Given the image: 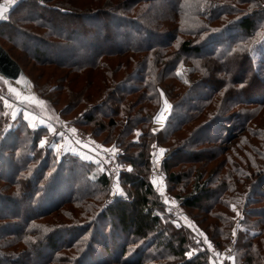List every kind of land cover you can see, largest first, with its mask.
Wrapping results in <instances>:
<instances>
[{
  "label": "trees",
  "instance_id": "trees-1",
  "mask_svg": "<svg viewBox=\"0 0 264 264\" xmlns=\"http://www.w3.org/2000/svg\"><path fill=\"white\" fill-rule=\"evenodd\" d=\"M206 1L19 0L0 24V44L5 39L35 65L54 70L32 77L14 58L38 96L53 107L65 105L63 116L83 111L78 127L96 137L108 133L100 143L117 142L123 148L118 162L131 166L119 175L126 194L96 209L110 188L96 162L42 149L45 128L1 130L0 107V264H208L206 252L187 257L181 232L167 225L174 233L168 236L161 226L164 204L142 179L153 142L166 148L165 188L172 195L181 184L190 189L174 197L181 208L202 207L200 219H214L203 232L219 249L232 220L217 208L227 212L240 194L238 163L253 171L245 180L261 169L236 199L244 231L236 234L232 255L234 264H264V168L247 166L248 154L234 157L236 146L217 147L242 132L250 136L247 127L264 126V0ZM243 5L248 9L240 13ZM180 65L181 75L173 73ZM166 82L171 91L183 90L173 100L163 87L171 114L157 134L145 130L144 142H134L158 109L156 87ZM179 102L182 113L174 111ZM238 107L240 113L229 114ZM160 110L155 128L168 111ZM260 136L264 130L254 135ZM257 148L251 145L250 153Z\"/></svg>",
  "mask_w": 264,
  "mask_h": 264
},
{
  "label": "rangeland",
  "instance_id": "rangeland-1",
  "mask_svg": "<svg viewBox=\"0 0 264 264\" xmlns=\"http://www.w3.org/2000/svg\"><path fill=\"white\" fill-rule=\"evenodd\" d=\"M0 1H2V0H0ZM206 2H208V1H206ZM208 3H213V0H209ZM208 6H209V4L205 5V7H208ZM242 9H248V7L246 5L240 6L238 8V11H240V13H241ZM257 11H259V10H257ZM258 13H260V12H258ZM236 17H237V15L235 14L233 17H228L226 20L229 19L227 21V22H229V21L236 19ZM261 17H263V16H261ZM205 20H207V19L204 18L202 22L205 23ZM212 26H213V29H217L214 26H218V23H216ZM212 31H214V30H209L208 32H204V34L202 36H200L199 39H201V40L205 39L210 34V32H212ZM260 31L261 30H259L256 33V35L254 36L252 41L253 40H255L254 42L257 41V39L261 35ZM190 35L193 38L192 41L196 42V35L194 33L193 34L190 33ZM182 37L188 38L187 36H184V35H182ZM1 43H2L1 46L4 49H6V51L9 50L11 52V54L13 55V57H11V56L10 57L13 59L14 58L17 59L18 62L21 63V66L23 67L25 73L30 74L32 77H36V78L38 77L40 79L42 77L44 79L43 72H44V74L48 73V72H51V73L54 72V70H51L50 68L42 67V66L40 67L38 65H35L24 54H22L19 50L13 49L11 47V44L8 43V41H6L5 39L1 40ZM194 44H197V43H194ZM113 61H118V60H117V58H114ZM181 67L182 66L180 65L173 73L181 75V72H183L181 70L183 68H185V67H182V68ZM196 78H198V76H195V79L192 78V81L196 80ZM167 82L163 85H160V86L158 85L156 87L157 97L159 99L158 109L152 115L151 122L147 126V128L142 129V132H141V130H136L135 135L131 139V140H134V142L135 141H136V143L144 142L143 138L142 139H140V138L142 137L141 134H143V132L145 130L146 131L148 130L153 135L158 133V132L157 133L152 132L153 129H156L154 127V124L155 125L157 124L155 121L158 120V117L156 118V116L161 111L160 110L161 108L166 107L168 109L167 114L165 116L166 119H165L163 125H162L163 121L161 122L160 126L161 125L162 126L160 129H158V131L163 129V127H164V125L168 119V116L171 114V108H172V104H171L172 100L170 101V99L166 98V96L164 94L165 91L163 90L164 88H166V85H169V83H167ZM172 86H174V85H172ZM166 89H167L168 93L170 94V96L172 97L173 100L179 98V96H180L179 94H181L183 91L182 89L179 90L177 88L175 90L171 91L170 90L171 88H169V86ZM28 92H30V94H26L24 97L22 95L20 96L18 94V92L11 91L10 89H8L6 87L4 81L2 79H0V102H1L0 107H2V116H1L2 128H1V130H3V131L6 130V127H5L4 121H3L5 116H8L9 119H11L13 121V124H12L11 128L9 129L11 131L17 130V128L20 127V125H22V127H24V125H25L31 131H43V130H40V128H42V129L45 128L46 133L43 134V137L40 138L39 143H38V146H40L43 149V148L47 147L46 142L49 141L48 138L51 137V134H50L51 131H49L50 127L52 128V126H56V125L73 123V125L81 133L87 134L92 138V140L90 142L91 144L87 145L88 142H86V143L80 142V144L78 146L82 147L83 149H87L86 153L88 152L89 155L97 157V160H96L97 166L100 169V172L103 173L105 176H107L109 184H110L109 191L106 194L99 196V198H98L99 202L96 203L95 208L97 209L98 207H101L102 206L101 203L104 204V202L110 200V198L113 195H120L121 197H122V195H125L126 190L123 188V186H121V183L119 180L120 179L119 175H120L121 171H129L131 166L127 165V164H121L117 160L119 155L122 154L123 148L120 147L119 144L115 141L114 142L109 141L110 142L109 144L100 143L101 140H105L106 138H108V136H109L108 133H102L101 132V134H99L100 136L96 137L91 132L90 128H86V130H83L82 128L78 127V125L76 124V121H77V118L81 115V113L83 111L81 113H79L77 111H72L71 113H69L68 116H63V115H61L60 112L63 108L65 109V107H66L65 105L61 104V108H58L59 106L53 107L50 103L47 102L46 98H43V97L41 98V96L39 97L37 93L34 94L32 91H30V89L28 90ZM5 101H7V103H5ZM165 101L167 102V106L165 105ZM180 103L181 102H179L174 107V111L177 113H182L184 110V108L180 106ZM240 109H243V108H240V107L234 108L229 112V114L230 113H231L230 115H232L233 113L238 114V113H240L239 112ZM25 113H27V116H28L27 119H25ZM263 114H264V112H263ZM263 117L264 116H262L261 118H263ZM248 129H250L249 132L251 131L250 136H248V134L246 132L245 133L242 132L238 135V138L232 144L218 143L217 147L225 149L229 146H230V148H231V146H236L237 149L234 153V157H236V156L246 157L248 154L247 161L245 160V162L247 163V166H253L254 164L255 165L259 164L260 168L263 169L264 168V160H262L261 157L264 156V137H261V136L260 137H254V135L257 136L261 131H263L264 126L260 125L259 127H256V128H255V126H251L250 128L247 127V130ZM116 131H117V129L114 131V133ZM235 133L236 132L233 131L231 133V135L232 134L236 135ZM139 136H141V137H139ZM222 136H224V135H222ZM41 140L45 141V144L43 146L40 145ZM63 141L70 142L66 138H59V139L53 141L51 146L57 145L58 143H61ZM235 143H237V144H235ZM253 143H256V145ZM71 144H73V142ZM237 145H239V146L237 147ZM251 145L253 148H255V146H257L260 149L257 148L255 151L256 153L255 152L250 153ZM150 146H151V149H150L151 150L150 151L151 163H150L149 171L145 174V176L142 177V179L145 182V185L147 186V180L146 179H147L148 174L150 173L151 169L153 168V165L156 166L157 170L161 171V173L163 175V177L161 178V182H163L164 189H165V191L163 193L166 194L167 196H164L165 200H162L161 195L157 196L155 194L156 197H158L159 200H161V202L164 204L163 207H161V209H159V212L157 214L158 218H160V223H161L163 230L167 233L168 236H173L174 233H172L171 229L167 226V225H169L174 231L178 230L181 232V235H183L185 237V239L188 243L185 247H187V257H189V258H191V256H193L197 252H203L204 251V252H206L208 264H234L235 260H234V256L232 255V253H231V257L224 260V261L220 260V259L218 260L215 258H213V259L210 258L209 249H208L209 245L217 246L218 244H217V242L208 239L206 232H203V231H204V227H206L207 225H210L214 221V219H212V218H209V219L205 218L204 220L200 219V218H204V215H202V212H201L202 207H199L198 209H190V210L187 208L184 209V208L180 207L179 200L174 197L178 193V190L176 189L175 192L173 193V195L169 193V191L165 188V181H164L165 177H164L163 171L160 168V164L159 165L157 164L158 163L157 161L160 160V162H161V159L164 156L166 148H165V146H161V145L158 146L154 142L151 143ZM160 149L164 150L163 153L160 152ZM132 150L134 152H136V149H132ZM232 156H233V154L230 155V157H232ZM216 159L217 160L215 162H213L211 164V166H213L214 164L216 165L217 162H220L221 157L218 156ZM108 160H110L113 163L112 173H113L114 177H112V178H110L107 175L106 170H104L102 165H101V163L104 164ZM238 164L240 165L239 171H241V173L243 174V175L238 174L239 175L238 179L241 178L239 181V182H241V185L238 186V189L240 190V194L239 195L234 194V196L237 195L235 198V202L233 201L230 203V206H229V209L227 210V212H225V209L222 207L217 208V210L218 209L221 210L224 214L228 215V217H230V219L232 220V225H231V229H230L228 237L224 241L220 242V245L224 246V247H222L221 249L218 248L219 251H221L222 249H224L226 247L225 245L229 242V240L232 236L235 235V239H236V234L238 235L240 233V231H244V228H243L244 226H242V220H244V216L240 212L241 207L239 206L241 202L238 204L236 202V199H238L240 196H242L244 194V192L246 190L245 187H247L248 184L250 183V181H248V180L251 178V181H253L258 176V174H260L259 171L261 170V169H259V170L254 171L255 172L254 175L250 178L248 177V179L245 180L244 177L245 176L247 177L250 174L249 173L250 168H248L246 166L247 168L245 169L243 167L244 165H242L240 163H238ZM211 166L208 167L207 173L212 171L213 167H211ZM233 168L235 169L236 166H233ZM250 172H253V171L250 170ZM179 189H180V191L178 194H181L182 196L187 195L190 192L189 191L190 189L189 190L185 189L184 184H181V186H179ZM117 191H119V193H115ZM172 202H174V204L176 203L175 208H176V211L178 213V217L180 218V227H178V228H174L173 226H171L169 224V218H167L168 209L170 207H172V205H173ZM204 205L205 204H203L202 206H204ZM233 206L235 207V210L233 209ZM237 212L240 213L239 216L237 215ZM95 213H96V211L92 210V212H90L91 217H93V215ZM196 218L199 220L200 225H198L196 223V221H195ZM206 240H207V242H205ZM234 242H235V240H234ZM232 251H233V249H232ZM189 253L191 255H188ZM166 260L170 261V262L173 261L171 259H166ZM166 260L164 259L162 261L161 260L157 261V264H165Z\"/></svg>",
  "mask_w": 264,
  "mask_h": 264
},
{
  "label": "built area",
  "instance_id": "built-area-1",
  "mask_svg": "<svg viewBox=\"0 0 264 264\" xmlns=\"http://www.w3.org/2000/svg\"><path fill=\"white\" fill-rule=\"evenodd\" d=\"M3 121L6 127V130H9L13 124V121L9 119L8 116H5ZM50 129H51V132H50L51 137L48 138L49 141L46 142L47 147H51L52 142L59 138H66L71 143L73 142V144L76 146H78L80 142L82 143L88 142L87 145L91 144L90 142L92 138L87 134L81 133L73 125V123L52 126V128L50 127ZM95 158L97 160V157ZM157 162H158L157 164L159 165L160 160ZM101 165L103 169L106 170V173L110 178L114 177L112 173L113 163L110 160H108L104 164L101 163ZM162 177L163 175L161 171H158L156 166L153 165V168L148 174V177L146 180H147V185L149 186L150 190H152L157 196L161 195L162 200H165L164 196H167V195L163 193L165 189H164L163 182H161ZM172 204H173L172 207L168 209L167 218H169V224L171 226H173L174 228H178L180 227V218L178 217V213L175 208L176 203L174 204V202H172ZM234 240H235V235L230 238L229 242L225 245L226 247L222 249L221 251H219L218 247L214 245H212L211 247H208L210 258L211 259L215 258L218 260L220 259L223 261L230 258L232 249L234 248Z\"/></svg>",
  "mask_w": 264,
  "mask_h": 264
},
{
  "label": "water",
  "instance_id": "water-1",
  "mask_svg": "<svg viewBox=\"0 0 264 264\" xmlns=\"http://www.w3.org/2000/svg\"><path fill=\"white\" fill-rule=\"evenodd\" d=\"M19 0H2L0 6H3L7 11L4 15L8 17L10 12L17 6ZM7 19V18H6ZM6 19H0V24L5 22ZM0 79H2L8 89L18 92L21 96L30 94L28 90L34 91L31 79L25 75L21 66L10 57L9 53L0 44Z\"/></svg>",
  "mask_w": 264,
  "mask_h": 264
},
{
  "label": "crops",
  "instance_id": "crops-1",
  "mask_svg": "<svg viewBox=\"0 0 264 264\" xmlns=\"http://www.w3.org/2000/svg\"><path fill=\"white\" fill-rule=\"evenodd\" d=\"M166 117L163 118V122L162 125L164 124ZM160 121V120H159ZM161 124V123H160ZM160 124L158 125V128L153 129L152 132L157 133L158 129L161 128ZM55 146V147H54ZM51 148L54 150V152L56 153H60L61 155H75L77 156L79 159L87 162V161H91V162H95L96 161V156H91L88 154V152L86 153L87 149H83L81 147H78L74 144H71L68 141H63L61 143H58L57 145H53L51 146ZM115 193H119V191L115 192Z\"/></svg>",
  "mask_w": 264,
  "mask_h": 264
},
{
  "label": "snow or ice",
  "instance_id": "snow-or-ice-1",
  "mask_svg": "<svg viewBox=\"0 0 264 264\" xmlns=\"http://www.w3.org/2000/svg\"><path fill=\"white\" fill-rule=\"evenodd\" d=\"M5 11H7V9H5L3 6H0V19H6L7 17L4 15ZM5 103H7V101H5ZM165 105L167 106V102L165 101ZM15 115V114H14ZM28 116H27V113H25V119H27ZM159 119H163V117H159ZM49 131H51V129H49ZM45 144V141L44 140H41L40 141V145L43 146ZM55 147V146H54ZM163 149H160V152L163 153ZM233 209L235 210V207L233 206ZM237 215L239 216L240 213L237 212ZM235 234V233H234ZM207 242V240L205 241ZM209 247H211V245H209ZM188 255H191L190 253Z\"/></svg>",
  "mask_w": 264,
  "mask_h": 264
},
{
  "label": "bare ground",
  "instance_id": "bare-ground-1",
  "mask_svg": "<svg viewBox=\"0 0 264 264\" xmlns=\"http://www.w3.org/2000/svg\"><path fill=\"white\" fill-rule=\"evenodd\" d=\"M169 108V107H168Z\"/></svg>",
  "mask_w": 264,
  "mask_h": 264
}]
</instances>
